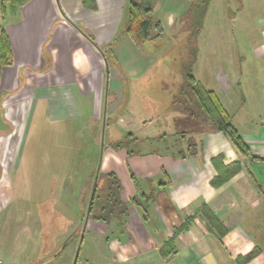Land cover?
<instances>
[{
	"label": "crops",
	"instance_id": "0c3cea01",
	"mask_svg": "<svg viewBox=\"0 0 264 264\" xmlns=\"http://www.w3.org/2000/svg\"><path fill=\"white\" fill-rule=\"evenodd\" d=\"M94 1L95 9L83 0H0V35L8 42V62L0 65V136L13 134V125H18L19 153L13 167L35 126L45 132L54 121L76 120L77 129L90 134L95 146L99 136H108L86 184L92 175L95 181L101 173L114 172L128 205L121 221L104 223L90 217L88 210L84 213L85 229L104 238L112 264H264V73L257 82V108L240 114L238 125L232 119L236 111L230 113L219 97L228 93L229 80L213 75V87L208 88L230 116L248 155L217 130L194 133L196 150L186 158L167 147L162 154L113 149L114 137L132 134L130 130L146 121L137 115L135 103L137 95L142 97L137 88L152 59L141 48L146 42L136 44L127 34L116 38L126 20L127 0ZM262 5L255 18L257 34L250 36L251 53L260 58ZM179 18H168L174 31ZM143 110L150 111L145 106ZM233 162L240 163L239 171L218 186L211 184L219 167ZM59 164L67 165L68 160L59 158L55 167ZM130 174L144 185V193L153 195L145 208L130 201L138 193ZM91 194L92 189L86 200ZM203 208L221 225L211 223ZM187 218L186 227L174 235ZM171 238L173 251L163 257L160 249Z\"/></svg>",
	"mask_w": 264,
	"mask_h": 264
},
{
	"label": "rangeland",
	"instance_id": "374dc122",
	"mask_svg": "<svg viewBox=\"0 0 264 264\" xmlns=\"http://www.w3.org/2000/svg\"><path fill=\"white\" fill-rule=\"evenodd\" d=\"M192 1L205 3L157 0L153 7L152 19L160 22L162 35L139 45L152 60L137 88L142 97L137 95L134 102L137 115L142 114L146 121L130 130L132 135L126 131L111 140L126 143L124 149L155 154L169 149L176 154L189 136L182 137L180 132L201 126L183 104L180 84L185 69L191 68L207 88L213 87V75L229 80L228 93H219V97L230 113L236 111L232 118L235 125L240 114L257 108L256 87L264 73V58L252 55L250 36L257 34L255 18L264 0H207L203 14L195 18L199 30L194 56L186 42L188 31L177 33L167 25L169 16L187 13ZM230 99L232 105L226 103ZM143 106L150 111L144 112ZM13 126L11 136H0V264H112L104 238L87 231L84 218L86 196L88 199L94 184L93 175L86 184L88 174L93 164L97 166L108 136H99L95 146L90 134L77 129L76 120L54 121L45 132L35 126L14 168L19 152L15 145L18 125ZM161 134L167 136L159 139ZM129 136L142 141L134 143ZM57 158L68 160V164L55 167ZM101 185L98 175L97 186ZM75 226L79 230L73 232Z\"/></svg>",
	"mask_w": 264,
	"mask_h": 264
},
{
	"label": "trees",
	"instance_id": "16d2710c",
	"mask_svg": "<svg viewBox=\"0 0 264 264\" xmlns=\"http://www.w3.org/2000/svg\"><path fill=\"white\" fill-rule=\"evenodd\" d=\"M157 0H127L126 4V20L119 27L117 36L127 34L136 43L142 44L147 41H156L162 35V28L159 22H153L152 13L154 3ZM204 1V0H202ZM87 8L95 9L94 0H83ZM207 7V0L204 4L192 3L188 8V12L180 16L178 20L177 33H185L188 31L189 35L186 36L188 47L193 49L192 55L194 56L197 46V35L199 26L196 25V15H202ZM90 38V37H89ZM115 38V39H116ZM8 42L6 36L1 33L0 35V65L8 62ZM181 95L183 96V104L188 110L189 114L199 121L201 124L199 129L180 132L182 137L189 135L185 140L183 147L177 149L176 153L179 158H186L192 155L196 150V142L193 138L194 133L204 132L207 130L222 131L231 140L232 144L237 148L239 153L243 156L249 154L247 145L243 142L236 128L232 125L230 116L222 107L215 92L208 89L198 81L190 69H185L183 72ZM132 135V134H127ZM166 134H161L159 139L166 137ZM134 143L142 141L139 137H131L129 139ZM127 140V141H128ZM126 143L116 142L111 143L113 149L120 147L124 148ZM126 153H132L125 147ZM240 169L239 162H233L229 165L219 167L217 175L211 180V184L218 186L222 184L229 177L234 175ZM135 181L137 187V194L133 196L130 201L146 207V202L152 200L153 195L143 192L144 185L140 187V182L137 178L130 174ZM100 179L102 185L97 186V180L94 181L93 195L89 201V215L94 220L108 223L110 220L115 219L121 221L127 216L128 205L127 202L121 199V185L118 177L114 172L101 173ZM93 187V186H92ZM93 189V188H92ZM204 216L213 224L221 225L220 221L208 209L203 208ZM191 218H187L179 228H175L174 235L186 227ZM173 251L172 238L169 239L161 247L160 253L163 257L167 256ZM248 257V256H247Z\"/></svg>",
	"mask_w": 264,
	"mask_h": 264
},
{
	"label": "water",
	"instance_id": "95a60500",
	"mask_svg": "<svg viewBox=\"0 0 264 264\" xmlns=\"http://www.w3.org/2000/svg\"><path fill=\"white\" fill-rule=\"evenodd\" d=\"M93 190H94V185H93V189H92V194H91V197H92V195H93ZM88 212H89V208H88ZM87 212V213H88ZM75 261V260H74Z\"/></svg>",
	"mask_w": 264,
	"mask_h": 264
}]
</instances>
